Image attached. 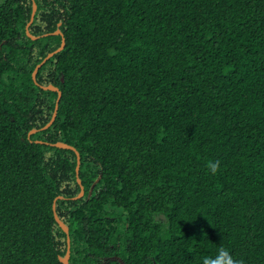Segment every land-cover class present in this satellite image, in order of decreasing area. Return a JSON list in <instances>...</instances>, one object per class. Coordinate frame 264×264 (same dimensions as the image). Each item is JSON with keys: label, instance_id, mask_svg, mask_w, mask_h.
<instances>
[{"label": "trees", "instance_id": "trees-1", "mask_svg": "<svg viewBox=\"0 0 264 264\" xmlns=\"http://www.w3.org/2000/svg\"><path fill=\"white\" fill-rule=\"evenodd\" d=\"M55 202L70 264H264V0H0V264Z\"/></svg>", "mask_w": 264, "mask_h": 264}, {"label": "water", "instance_id": "water-1", "mask_svg": "<svg viewBox=\"0 0 264 264\" xmlns=\"http://www.w3.org/2000/svg\"><path fill=\"white\" fill-rule=\"evenodd\" d=\"M37 10V4L34 2L33 3V12H32V17H31V20L30 22L27 24V33L28 35H30L32 38L36 39L38 38V36H34L30 33L29 31V25L33 22V19H34V15H35V12ZM55 34H63L60 30H56L55 32H53ZM66 44V40L65 38L63 37L62 39V43H61V46L56 49L55 51L53 52H50L43 60L41 63H39L36 68L34 69L33 71V78L36 79V75L38 73V70L40 69V67L52 56L54 55L55 52H58L60 51L61 49L64 48ZM44 89H52V90H55L58 92V98H57V102H56V108H55V111H54V114H53V117L52 119L44 126V128H48L52 123L53 121L55 120V117L57 115V109H58V105H59V101H60V98L62 96V91L59 89V87L53 85V84H49V85H41ZM36 131V129L33 130V132ZM53 145H56L58 147H63V148H70V149H73L76 151L77 153V166H76V171H77V175L79 174V170H80V163H81V157H80V154H79V151L75 148V146L71 145V144H68L66 142H62V141H58V142H55L53 143ZM99 179H97L98 181ZM78 181L79 183H82L81 181V178L78 176ZM96 181V182H97ZM95 184V183H94ZM94 184H92V188L94 186ZM91 190V189H90ZM84 194V187L83 185H81V192L80 194L77 196V197H80ZM61 197V196H60ZM57 199V198H56ZM53 209H54V214H55V218H56V221L59 223V225L65 230V232L68 234V238H67V242H68V249H67V253L64 257H60V260L64 263V264H70V237H69V226L59 217L57 211H56V202L54 203L53 205Z\"/></svg>", "mask_w": 264, "mask_h": 264}, {"label": "clouds", "instance_id": "clouds-1", "mask_svg": "<svg viewBox=\"0 0 264 264\" xmlns=\"http://www.w3.org/2000/svg\"><path fill=\"white\" fill-rule=\"evenodd\" d=\"M220 162L218 160H214L209 164V170L212 174H215ZM205 264H242L240 260H233L232 257L226 252L221 251L216 259L211 261H206Z\"/></svg>", "mask_w": 264, "mask_h": 264}]
</instances>
